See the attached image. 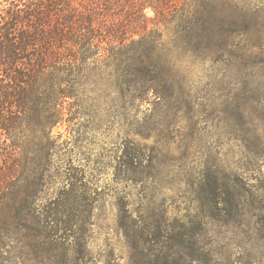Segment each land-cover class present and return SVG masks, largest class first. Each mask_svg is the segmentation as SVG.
Returning <instances> with one entry per match:
<instances>
[{
	"label": "trees",
	"instance_id": "obj_1",
	"mask_svg": "<svg viewBox=\"0 0 264 264\" xmlns=\"http://www.w3.org/2000/svg\"><path fill=\"white\" fill-rule=\"evenodd\" d=\"M6 1L0 17V73L8 69L6 77L15 87L8 80L0 97L14 102L16 110L8 115L2 106L7 114L0 115V135L13 134L11 142L0 143L5 164L0 191L8 204L0 213V259L68 264L87 257L95 211L109 195L93 173L102 174L104 166L113 169L115 185H140L136 205L130 192L116 195L118 227L133 258L194 264L211 257L201 238L204 220L216 211L227 216L233 210L238 217L242 205L241 193L228 180L230 168L218 165L212 145L205 144L208 159L195 188L192 184L201 209L195 220L189 214L172 216L175 200L168 203L157 191L170 171L186 179L193 174L186 160L194 161L197 126L201 115L213 113L210 89L198 95L196 82L210 86L212 60L236 67L233 82L221 85L223 131L237 141L254 135V142L246 139V144L261 156L263 138L257 130L260 123L264 126V114H259L264 50L253 51L256 41L247 32L253 19L240 2L203 0L188 8L187 0ZM148 9L168 24L165 30L151 27ZM33 117L39 140L15 139L14 131ZM63 122H69L70 136L61 141L54 128ZM103 127L117 129L120 139L113 142L111 159L97 156L88 171L76 162L73 147ZM131 135L154 142L141 144ZM177 139L184 147L176 158L164 144ZM176 162L182 167H168ZM255 233L264 239V220L256 223Z\"/></svg>",
	"mask_w": 264,
	"mask_h": 264
},
{
	"label": "rangeland",
	"instance_id": "obj_2",
	"mask_svg": "<svg viewBox=\"0 0 264 264\" xmlns=\"http://www.w3.org/2000/svg\"><path fill=\"white\" fill-rule=\"evenodd\" d=\"M202 1L187 0L186 7L194 8L200 5ZM238 1L244 7V11L247 12V17L253 19L249 20L247 27L248 34L254 36L253 41H256L253 51L259 52L260 50H264V0ZM6 4V0H0V17L3 13L5 14ZM147 14L151 18V27L159 31L166 29L168 24L155 19V13L152 9H148ZM7 71L8 69L5 68L0 73L1 89L7 85L8 80L10 81L6 77ZM234 73H236V67L232 66L231 63L227 65L215 59L210 61L209 64L210 86L205 87L206 81L203 80L196 82L198 95H202L201 91L204 88L210 89V109L213 113L210 117L206 114L201 115V120L197 126L199 127V130H197L199 140L195 141L194 144V161L190 157L186 160V169L193 172L192 175H186L188 179H194V182H190L180 175V173L176 174L170 171L169 174L163 176V186H160L157 191L159 197H165L168 203L175 200L171 208L172 216L183 218L189 214L194 216L195 220L200 215L201 209L199 210L195 191L193 195L192 184H194L195 188V183L199 177L198 172L204 166L205 160L208 159L204 150L205 144L212 145L219 163H217L218 165L230 168L228 171H231L232 175H230V179L228 180L232 185H236V192L241 193V195H238V199L242 203L239 208V215L238 217L232 215L234 213L233 210L231 215L228 214L227 216L224 213L219 214V211H216L215 213L217 214H215L214 218L204 220V234L201 238L205 248L211 251V257L194 262V264H264V239H261L255 233L256 223L260 226L262 220H264V126L260 123L257 130L259 137L263 138V145H261L263 150L260 151L261 156L258 157V155H254L248 149L249 146L246 144V139L249 142H254L255 136L249 135V138L248 136L241 137L243 139L238 141L232 137L230 138L228 132L223 131L225 130L224 123L221 122V113L218 111L222 97H224L221 85L233 82ZM9 86L15 87V83L9 84ZM9 94L10 92L4 93L7 97H9ZM2 98L3 95L0 97L1 117L7 114L2 110V106L9 110L8 115L15 113L14 102L7 103L6 101L11 100L4 101ZM146 106L144 105V107ZM261 112L264 114V101L259 106V114L263 115ZM140 114L143 116L142 113ZM43 120L47 123V118L44 117ZM37 121L36 117L25 119L22 127L14 131V134L18 136L15 139L20 140V142L25 139H29L31 142L38 141L41 131H38ZM116 130L103 127L88 134L89 138L87 141L80 147H73L72 152L77 157L76 162L84 164L87 170L91 171L96 166L94 159L97 156H101L103 160L109 161L111 159L109 156L114 151L115 143L113 142L120 139V137L119 139L117 137ZM54 132H61V141L68 138L70 136L69 122L59 124L54 128ZM11 135L13 134H1L0 143L3 141L11 142L13 140ZM210 135L212 136L210 137ZM131 136L141 144L146 142L151 144L154 142L153 137L143 139L139 135ZM43 143H47L45 134L43 135ZM164 145H166V150H169L176 158L183 155L184 146L181 144L180 139ZM44 149L45 152L47 147ZM4 165L0 160V170L2 169L0 176L3 175ZM180 165L182 167L181 163L176 162L168 167L176 171ZM93 173L98 176L99 184L105 187L106 193L109 188V195L104 196V199L100 201L98 209L95 211V218L91 226V236L88 243L90 253L84 258L71 259L68 264H149L148 261L151 262L154 258L143 261L132 257L131 248L122 230L118 227L117 193L121 191L130 192L129 197L133 199L136 205L139 203L137 193L140 185L131 182L115 185L113 183V169L111 167L104 166L102 174H97V171ZM51 192H53V186L49 189L48 194ZM188 201L189 203H187ZM223 206V204H220V207ZM231 206L233 208V205ZM7 207V197L4 196V192L0 191V213L3 208ZM197 210H199V213ZM16 261L17 264L27 263L24 259ZM0 264H15V262H9L1 258Z\"/></svg>",
	"mask_w": 264,
	"mask_h": 264
}]
</instances>
